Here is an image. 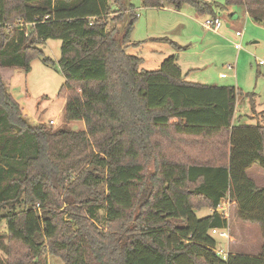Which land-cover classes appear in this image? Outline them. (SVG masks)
<instances>
[{"label": "trees", "instance_id": "1", "mask_svg": "<svg viewBox=\"0 0 264 264\" xmlns=\"http://www.w3.org/2000/svg\"><path fill=\"white\" fill-rule=\"evenodd\" d=\"M129 1L0 0V264H47L46 251L64 264H264V242L258 255L223 260L212 231L229 220L196 214L228 199L264 241V187L249 174L264 170V126L236 125L243 93L185 82L176 55L142 69L128 53ZM142 1L217 16L205 0ZM224 7L264 26V0ZM48 40L62 42L64 122L84 130L31 120L8 90L35 58L55 66L40 49Z\"/></svg>", "mask_w": 264, "mask_h": 264}, {"label": "rangeland", "instance_id": "2", "mask_svg": "<svg viewBox=\"0 0 264 264\" xmlns=\"http://www.w3.org/2000/svg\"><path fill=\"white\" fill-rule=\"evenodd\" d=\"M205 1L216 3L217 9L222 13L219 17L223 27L219 33L226 34L231 22H234L243 31L242 40L236 36L232 37L231 32V35L223 39V42L220 36L214 34L215 32L203 27V22L209 16H199L190 6H185L181 15H176L173 12L175 9L168 5L165 6L166 9H149L143 6L142 0H130L129 2L136 9L138 19L131 37L132 43H136V46L130 47L128 53L144 58L142 69L151 71L158 70L165 59L176 55L178 65L184 74L189 69L193 70L191 76L186 78L187 81L193 80L200 84L231 86L239 89L243 95L238 98V112L241 115L246 114L243 119L244 124H254L257 119L253 121L250 118L251 100H255L257 111H264V26L255 24L249 17H245L238 7H233L230 11H235L232 17L227 15L228 11L222 9V6H225V0ZM118 27L121 30L122 26ZM152 38L156 39L150 40ZM160 38L165 40L159 41ZM173 41L180 46L189 45L188 50L178 51L173 46ZM233 43L239 44L240 50H234ZM61 47L62 42L59 40H48L40 46L45 57L51 59L55 66H47L40 58H35L31 62L29 74L18 69L12 77L11 74L4 76L11 77L8 90L14 99L27 109L31 120L46 124L54 130H84L83 122L69 124L64 122L66 102L58 97L65 83L64 75L58 66ZM222 74H225L227 78L221 79ZM50 121H54L55 124L50 125ZM258 170L259 172H255L254 176L259 185L264 187V171ZM250 174L252 175V171ZM230 210L231 238L225 240L212 234L218 243L216 251L223 249L232 253L260 254L263 242L261 228L242 222L237 217V206H231ZM3 214L4 212H0V235L8 230ZM196 214L199 218L210 215L207 209L198 211ZM0 255H3L1 248ZM42 259L47 264H64L60 258L51 256L48 251L43 253Z\"/></svg>", "mask_w": 264, "mask_h": 264}, {"label": "crops", "instance_id": "3", "mask_svg": "<svg viewBox=\"0 0 264 264\" xmlns=\"http://www.w3.org/2000/svg\"><path fill=\"white\" fill-rule=\"evenodd\" d=\"M223 8V10L224 11H228V14L227 15H229V16H233V14L235 13V11L234 12H230L231 10H232V8L233 7H224V6H222ZM162 8H165L166 9V7H162ZM238 9H240L242 12H243V15L245 16V17H249L248 16V14H247V12H246V10L243 8V7H238ZM173 10H174V8H173ZM222 10V11H223ZM177 11V10H176ZM175 10L173 11L174 12V14H176V15H181V11H177L176 12ZM216 14H217V16H220L222 13L217 9L216 10ZM224 16V15H223ZM225 19H226V17H225ZM227 20V19H226ZM228 21V20H227ZM231 26H230V29H228L227 28V30H226V34H220V33H214L215 35H218V36H220L221 37V40L224 42V40L223 39H225L226 37H229L230 35H231V32L233 33L232 34V37L233 36H236L237 38H240V37H238V35H237V33L238 32H241V33H243V31H242V29L241 28H238L239 26L237 25V24H235L234 22H231V24H230ZM153 39H156V38H152V39H150V40H153ZM160 39H165V38H160ZM243 39V37L241 38V40ZM214 43V42H213ZM133 44H136V43H133ZM237 44L236 43H233V49L234 50H236L237 49V46H236ZM173 46H175V48L178 50V51H181V52H183V51H187L188 50V47H189V45H179V44H177V43H175L174 41H173ZM214 47H216V46H214ZM225 49V48H224ZM237 51H238V49H237ZM178 58V57H177ZM144 59V58H143ZM181 68V67H180ZM182 70V69H181ZM192 69L190 70H188L187 72H185V74H184V71L182 70V73H183V80L185 81V82H189V83H195V84H200V83H197V82H194L193 80L192 81H187L186 80V78L188 77H190L191 76V74H192ZM222 75H224V74H222ZM222 75H221V79H223L222 78ZM224 79H226V78H224ZM202 85H209V84H202ZM209 86H218V85H215V84H212V85H209ZM17 102H19V101H17ZM21 104V103H20ZM251 106H252V115H251V119L253 120V121H256V119H257V122H255L254 124H249V123H245L246 125H257V124H260V125H263L264 126V123H261V122H263L264 121V111H257V109H256V107H255V100L254 99H252L251 100ZM237 107H238V101H237ZM236 107V111H235V117H234V123L236 124V125H238V124H244L243 123V119H244V116L246 115V114H244V115H241L239 112H238V108ZM263 113V114H262ZM262 114V115H261ZM259 115V116H258ZM259 119H261V121H259ZM258 169H260L261 171H264V170H262L261 168H259L258 166H255L253 169H251L250 171H249V174H250V172L252 171V175L250 174V176L257 182V179H256V177L254 176V173L255 172H259V170ZM257 184L259 185V183L257 182ZM260 186V185H259ZM261 187V186H260ZM226 200H228V199H226ZM225 200V201H226ZM235 206H236V204H235ZM209 213L211 214V209L209 210ZM230 222V221H229ZM245 224H248V223H245ZM248 225H250V226H252L253 224H248ZM254 226H257V225H254ZM229 229H230V227H229ZM233 239V238H232ZM264 242V241H263ZM263 242H262V245H263ZM228 254H230V253H232V252H230L229 250H227L226 251ZM237 253H241V254H247V253H244V252H237ZM247 255H253V254H247ZM253 256H255V255H253Z\"/></svg>", "mask_w": 264, "mask_h": 264}, {"label": "built area", "instance_id": "4", "mask_svg": "<svg viewBox=\"0 0 264 264\" xmlns=\"http://www.w3.org/2000/svg\"><path fill=\"white\" fill-rule=\"evenodd\" d=\"M203 27L209 31H213L215 33H219V31L222 29L223 27V22L221 20V18L219 16L216 17H212L209 16L204 22H203ZM238 37L242 38L243 37V33L238 32L237 33ZM237 49L240 50L241 46L239 44L236 45ZM231 68V67H229ZM222 78H227L226 75H222ZM50 125H54L55 122L54 121H50L49 122ZM235 202H231L230 200H226L223 201L216 210L211 209V214H213L214 212H218L220 213L222 216H224L225 218H227L228 220H230L231 217V210L230 207L235 205ZM212 234L214 235H218L220 236L222 239H230V230L229 228L226 230H213ZM217 254L223 259V260H227L228 258V253L226 251H224L223 249L217 250L216 251Z\"/></svg>", "mask_w": 264, "mask_h": 264}]
</instances>
